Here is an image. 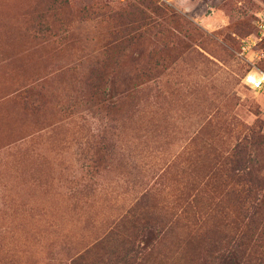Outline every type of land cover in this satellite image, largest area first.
<instances>
[{
  "label": "rangeland",
  "instance_id": "obj_1",
  "mask_svg": "<svg viewBox=\"0 0 264 264\" xmlns=\"http://www.w3.org/2000/svg\"><path fill=\"white\" fill-rule=\"evenodd\" d=\"M261 24L264 0H0V264L69 263L146 191L163 203L212 152L264 141V87L243 82ZM104 63L145 82L119 112L91 96Z\"/></svg>",
  "mask_w": 264,
  "mask_h": 264
},
{
  "label": "trees",
  "instance_id": "obj_2",
  "mask_svg": "<svg viewBox=\"0 0 264 264\" xmlns=\"http://www.w3.org/2000/svg\"><path fill=\"white\" fill-rule=\"evenodd\" d=\"M148 65L143 68L151 70ZM116 70L117 66L101 64L91 79L93 101L109 113L122 110L145 83ZM25 94V107L37 109L36 95L29 88ZM260 141V136H247L225 150L228 155L212 152L207 166L191 165L188 174L174 181L175 190L163 203L153 202L151 191H146L101 238L64 264H264V141ZM113 149L99 142L89 157L91 169L107 162ZM166 174H155L151 180L168 186Z\"/></svg>",
  "mask_w": 264,
  "mask_h": 264
},
{
  "label": "built area",
  "instance_id": "obj_3",
  "mask_svg": "<svg viewBox=\"0 0 264 264\" xmlns=\"http://www.w3.org/2000/svg\"><path fill=\"white\" fill-rule=\"evenodd\" d=\"M262 32L264 33V24H261ZM243 82L254 91H259L264 87V72L249 71L244 75Z\"/></svg>",
  "mask_w": 264,
  "mask_h": 264
}]
</instances>
